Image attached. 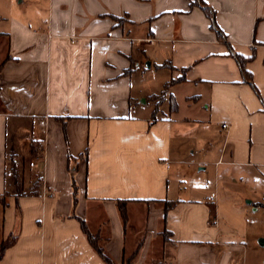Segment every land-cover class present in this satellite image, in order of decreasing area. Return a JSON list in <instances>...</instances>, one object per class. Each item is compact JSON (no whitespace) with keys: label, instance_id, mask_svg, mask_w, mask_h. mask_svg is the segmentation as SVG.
Wrapping results in <instances>:
<instances>
[{"label":"crops","instance_id":"0c3cea01","mask_svg":"<svg viewBox=\"0 0 264 264\" xmlns=\"http://www.w3.org/2000/svg\"><path fill=\"white\" fill-rule=\"evenodd\" d=\"M195 1L0 0V264H248L264 1Z\"/></svg>","mask_w":264,"mask_h":264},{"label":"rangeland","instance_id":"374dc122","mask_svg":"<svg viewBox=\"0 0 264 264\" xmlns=\"http://www.w3.org/2000/svg\"><path fill=\"white\" fill-rule=\"evenodd\" d=\"M146 63L149 62H144L141 65L140 72L134 77L135 85L138 87L137 89L141 92L152 89V91H156L159 95H164L165 90L160 89L159 86L161 79H159L158 76L160 77L161 75L159 74L161 73H155L156 71L153 69L148 72L145 71L147 68ZM201 176L207 177V170L203 172ZM250 234L251 242L247 246L248 264H264V246H261L258 242L259 240L264 239V221L258 220V223L250 229Z\"/></svg>","mask_w":264,"mask_h":264},{"label":"trees","instance_id":"16d2710c","mask_svg":"<svg viewBox=\"0 0 264 264\" xmlns=\"http://www.w3.org/2000/svg\"><path fill=\"white\" fill-rule=\"evenodd\" d=\"M194 4L198 5V0H196L194 2ZM205 11H206V14L208 15V18L211 20V28H215L214 26V23H213V13L210 12V11H207V8H205ZM237 61L239 63V65L242 67L243 66V63H244V59L243 58H240V57H237ZM165 66H168V64H162L160 67H165ZM178 81V80H176ZM176 81H172V82H169L165 85V89H167L170 85H172L173 83H175ZM153 99L154 100H159V102L162 101L163 97L162 96H153ZM173 108H175V106L173 105L172 106ZM17 167L16 165H12L10 170H9V173L12 175V181L13 180H16V176H17ZM38 183V182H37ZM37 183H35V187H37ZM117 205H118V209H119V212H120V215H121V218L123 220V223L126 222V216H125V202H117ZM174 205L173 202H164V209L165 211L169 210L172 206ZM80 225H81V228L85 234V236L87 237L88 241L91 243L92 247L95 249V251L98 253V255L101 257V259L103 260V262L105 264H114L112 262V260L109 258V256L100 248L97 246V239L92 236L88 231H87V227H86V224L85 222L83 221H80ZM10 245V240L3 243L1 245V248H0V258L2 257V254H3V251L6 247H8Z\"/></svg>","mask_w":264,"mask_h":264},{"label":"built area","instance_id":"2783aa9c","mask_svg":"<svg viewBox=\"0 0 264 264\" xmlns=\"http://www.w3.org/2000/svg\"><path fill=\"white\" fill-rule=\"evenodd\" d=\"M142 42H144L146 44H152L153 43V40H151V39H144V40H142ZM222 128L223 129H226L227 128V125L226 124H223L222 125ZM43 196L44 197H52V194L44 192L43 193ZM213 199H214V194H211L210 197L207 198V201L212 202ZM263 199H264V196H263Z\"/></svg>","mask_w":264,"mask_h":264},{"label":"water","instance_id":"95a60500","mask_svg":"<svg viewBox=\"0 0 264 264\" xmlns=\"http://www.w3.org/2000/svg\"><path fill=\"white\" fill-rule=\"evenodd\" d=\"M146 67L149 68V67H150V64H149V63H146ZM248 203H249V202H248ZM258 242H259V244H260L261 246L264 245V239H261V240H259Z\"/></svg>","mask_w":264,"mask_h":264}]
</instances>
